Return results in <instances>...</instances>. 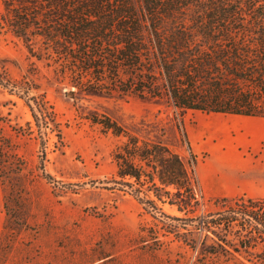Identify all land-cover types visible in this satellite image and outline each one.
<instances>
[{
    "label": "rangeland",
    "instance_id": "374dc122",
    "mask_svg": "<svg viewBox=\"0 0 264 264\" xmlns=\"http://www.w3.org/2000/svg\"><path fill=\"white\" fill-rule=\"evenodd\" d=\"M0 56L12 82L32 67L6 32ZM39 69V90L0 89V160L10 166L0 179V264H232L201 259L196 217L264 204V118L81 91ZM102 114L141 141L168 146L191 168L193 199L182 210L159 199L146 176H118L114 153L125 138L92 122Z\"/></svg>",
    "mask_w": 264,
    "mask_h": 264
},
{
    "label": "trees",
    "instance_id": "16d2710c",
    "mask_svg": "<svg viewBox=\"0 0 264 264\" xmlns=\"http://www.w3.org/2000/svg\"><path fill=\"white\" fill-rule=\"evenodd\" d=\"M1 6L0 32L22 43L32 67L12 82L0 56V89L39 90L41 65L81 91L150 98L182 112L264 118L262 0H1ZM91 120L125 138L114 153L118 176H146L162 193L157 197L178 210L193 199L196 180L179 154L139 140L106 115ZM5 163L1 180L10 171ZM248 203L196 217L201 259L264 264V204ZM178 236L196 247L184 232Z\"/></svg>",
    "mask_w": 264,
    "mask_h": 264
}]
</instances>
